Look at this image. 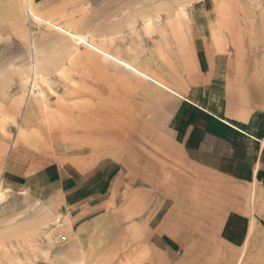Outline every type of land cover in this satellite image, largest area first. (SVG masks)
<instances>
[{"label": "rangeland", "instance_id": "obj_1", "mask_svg": "<svg viewBox=\"0 0 264 264\" xmlns=\"http://www.w3.org/2000/svg\"><path fill=\"white\" fill-rule=\"evenodd\" d=\"M34 1L178 88L195 78L190 46L198 41L222 79L228 114L258 116L264 127V0ZM8 5L10 17L0 18V264H264L263 234L248 243L250 259L240 254L246 245L152 243L156 231L190 240L196 211H220L230 190L245 188L209 185L212 177L169 154L173 109H163L156 88L37 23L24 0ZM63 167L80 184L74 191L63 186ZM76 190L103 202L74 205Z\"/></svg>", "mask_w": 264, "mask_h": 264}, {"label": "crops", "instance_id": "obj_2", "mask_svg": "<svg viewBox=\"0 0 264 264\" xmlns=\"http://www.w3.org/2000/svg\"><path fill=\"white\" fill-rule=\"evenodd\" d=\"M24 2L26 8V0ZM34 3L37 6V2ZM8 7V0H3L0 6V18L10 17ZM11 8L13 12L18 13V5H13ZM38 9L43 12L41 8ZM197 42L194 40L190 46L196 74L186 87L178 88L170 84L142 67L136 60L133 61L136 66L164 83L170 90L128 71L144 79L148 85L156 88V92L163 95V99H166L163 109H166L169 103L173 109L168 124V137L173 151L169 150V154L176 155V161H181L191 169L212 177L207 178L209 185H236L245 189L242 190L243 193L238 194L237 191L230 190L225 196L228 205L221 207L220 211L209 207L206 210L196 211L197 215L192 212L193 216L189 224L193 232L189 236L190 240H187V234L176 232L173 236L156 231L151 241L160 249L168 247L171 241L181 243L182 248L183 241H190L213 244V248L224 245L235 251L246 245V250L240 254L244 256L242 259H250L253 247L251 248L248 243L254 245L258 234H263L264 238V127L258 116L251 115L241 120L228 114L221 102L225 98L220 93L223 86L222 79L215 75L210 66L209 51ZM35 100L37 99H30L26 103L29 116L34 115L33 111L37 105ZM81 151L85 153L86 150L84 148ZM72 175L73 171L67 167L62 168L60 179L65 190L74 191L80 185H76L77 178L74 179ZM81 192L76 190L70 194L73 199L72 204L76 205L82 201L83 205L94 206L103 202L100 200L92 205L89 201L91 194L83 195ZM200 196L204 201H216V195ZM248 203H253L251 210L248 209ZM256 250L260 249L256 248Z\"/></svg>", "mask_w": 264, "mask_h": 264}, {"label": "bare ground", "instance_id": "obj_3", "mask_svg": "<svg viewBox=\"0 0 264 264\" xmlns=\"http://www.w3.org/2000/svg\"><path fill=\"white\" fill-rule=\"evenodd\" d=\"M3 6V5H2ZM26 12L30 18L35 20L37 23L42 24L43 26L49 28L52 31L57 32L58 34L69 39L74 45L78 47L87 48L97 54L102 55L108 61L120 65L124 68H127L132 73L137 74L147 80H150L161 87H164L170 90L164 83L155 79L151 75L144 72L138 66H136L133 62L124 59L120 55L115 52H112L108 47L104 44H100L90 40L89 35L86 32H83L79 27H75L70 23H63L48 15L44 12H41L33 3L32 0H26ZM40 62V61H39ZM40 64V63H39ZM38 66V65H37ZM38 69V68H37ZM39 74V72H37ZM41 75V74H40ZM38 75V77H40ZM37 88V87H36ZM33 91V90H32ZM36 92V91H35ZM39 92V91H38ZM33 94V93H32ZM3 196V191L0 192V198Z\"/></svg>", "mask_w": 264, "mask_h": 264}, {"label": "built area", "instance_id": "obj_4", "mask_svg": "<svg viewBox=\"0 0 264 264\" xmlns=\"http://www.w3.org/2000/svg\"><path fill=\"white\" fill-rule=\"evenodd\" d=\"M62 237H63V238H62L63 240H66V239H67V237H66V236H62Z\"/></svg>", "mask_w": 264, "mask_h": 264}]
</instances>
